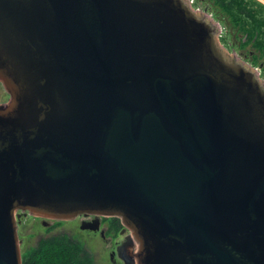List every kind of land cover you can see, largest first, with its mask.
Listing matches in <instances>:
<instances>
[{
  "label": "water",
  "instance_id": "95a60500",
  "mask_svg": "<svg viewBox=\"0 0 264 264\" xmlns=\"http://www.w3.org/2000/svg\"><path fill=\"white\" fill-rule=\"evenodd\" d=\"M216 33L184 0H0V264L19 211L119 218L123 264H264V89Z\"/></svg>",
  "mask_w": 264,
  "mask_h": 264
},
{
  "label": "flooded vegetation",
  "instance_id": "af4514ba",
  "mask_svg": "<svg viewBox=\"0 0 264 264\" xmlns=\"http://www.w3.org/2000/svg\"><path fill=\"white\" fill-rule=\"evenodd\" d=\"M214 2L216 0H213ZM253 1V2H252ZM253 4L252 8L248 9L243 6L244 1L241 2V10H235L234 13L229 14L225 12L230 21L234 23V29H228L227 23L221 24L218 21V27H216V32L219 34V43L220 40L224 42V45L228 47L226 36L230 35L232 40L231 57L237 62L246 63L247 67L254 72L255 77L258 81H262V87L264 89V8L259 2L254 0H245ZM258 3V5L254 3ZM216 3V2H215ZM223 11V10H222ZM203 12L206 16H211V10L204 7ZM222 34H225L223 37ZM217 34V35H218ZM224 47V46H223ZM224 47V48H226ZM227 49V48H226ZM242 64V63H241ZM18 218H16V231L17 235L25 234L26 229L28 228V219L37 220V223L41 227L45 228H62L64 229V224L66 227H69L68 223L73 222L74 227L77 226V229L80 233L86 235H93L99 237L104 243L113 244L115 247L109 255V260L114 262V257L116 254V248L124 243L125 238L130 234V232L124 228L121 220L117 217H105V216H95L90 214H81L73 218L72 220H53V219H43L40 217L32 216L28 213L17 212ZM84 227L85 229H82ZM18 229V230H17ZM61 234H48L47 239H57L65 238L67 239L69 233L62 231ZM19 238V236H18ZM118 258V257H117Z\"/></svg>",
  "mask_w": 264,
  "mask_h": 264
},
{
  "label": "rangeland",
  "instance_id": "374dc122",
  "mask_svg": "<svg viewBox=\"0 0 264 264\" xmlns=\"http://www.w3.org/2000/svg\"><path fill=\"white\" fill-rule=\"evenodd\" d=\"M186 4L189 6L192 12L196 13L197 15L204 16L205 19L212 24L215 28L218 27V21L223 24L227 23L228 29H234L233 24L230 23L227 15L224 11L221 10L219 5L215 3L213 0H184ZM259 2L258 0H254ZM260 3V2H259ZM262 4V3H261ZM263 5V4H262ZM206 7L211 10L212 15L206 16L203 12V8ZM241 10V9H239ZM216 33V40L218 45L221 49H223L230 57H231V50L230 47L232 46V38L230 35L225 37V34L221 33V36L225 37L226 43L228 47L224 45V42L220 40L221 44L219 43V34ZM226 48H224V47ZM238 61V60H236ZM240 63V62H239ZM244 66L247 67L246 63L241 62ZM248 68V67H247ZM251 70V69H250ZM252 71V70H251ZM262 84V81H259ZM9 99V96L6 94L4 89L0 84V104L6 103ZM27 229L25 234L18 233L19 241H20V254L21 260L23 256L29 250H35L40 246V242L43 240H47L48 234H61L60 232L65 231L69 233V237L67 238L68 243L73 245L74 247L78 248L79 250V257L81 259H87L89 264H123L121 260H119L116 255L114 257V262L109 260V255L112 251H114L115 247L113 244L104 243L99 237L93 235H86L80 233L77 229V226L74 227L73 222L68 223L69 227H66L64 224V229L57 228H45L41 227L37 220L28 219ZM18 230V229H17ZM49 239V238H48Z\"/></svg>",
  "mask_w": 264,
  "mask_h": 264
},
{
  "label": "trees",
  "instance_id": "16d2710c",
  "mask_svg": "<svg viewBox=\"0 0 264 264\" xmlns=\"http://www.w3.org/2000/svg\"><path fill=\"white\" fill-rule=\"evenodd\" d=\"M250 9L253 4L245 0H216L221 10L229 14L235 10L244 8ZM253 2V1H252ZM259 6L258 3H254ZM260 8L261 5L259 6ZM245 9V8H244ZM35 250H29L22 258V264H89L87 259L79 257V249L68 243L65 238L43 240Z\"/></svg>",
  "mask_w": 264,
  "mask_h": 264
}]
</instances>
